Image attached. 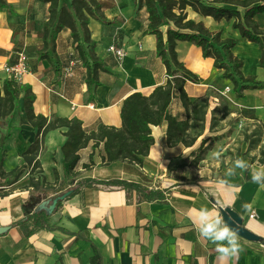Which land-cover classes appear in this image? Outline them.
<instances>
[{
	"label": "crops",
	"instance_id": "0c3cea01",
	"mask_svg": "<svg viewBox=\"0 0 264 264\" xmlns=\"http://www.w3.org/2000/svg\"><path fill=\"white\" fill-rule=\"evenodd\" d=\"M8 1L18 15L0 11V84L7 78L4 66L15 63L19 51L28 52L30 73L22 77L21 83L32 86L36 114L77 117L88 133L100 124L120 128L127 96L136 91L150 95L170 79L156 53V37L148 33V13L145 7L136 9L135 0H100L112 23L90 21L97 53L110 70L101 72L102 85L93 101L86 84L87 70L69 29L62 30L57 38V51L64 64L60 78L47 60L38 58L44 46L42 23L49 15L32 17L28 12L39 3L45 8L49 4L40 0ZM189 17L202 20L212 31H221L222 38L238 39L233 52L245 62L242 71L264 81V70L257 66L261 50L234 29V19L216 21L191 10ZM256 20L264 27V14H258ZM110 45L124 49V57L118 59L109 52ZM195 46L179 41L177 47L180 60L202 79L200 83H186L189 97L209 103L203 128L195 130L200 135L193 146L170 145L165 121L152 126L155 142L143 165L127 160L108 163L104 161V143L94 147L90 142L80 150L74 176L66 172L64 164L65 128L48 133L39 156L47 181L55 187L47 190L53 192L50 197L75 187L78 181L96 179L139 183L161 191V198L148 200L138 190L122 185L81 184L75 195L49 214L43 228L27 236L24 228L13 226L25 217L24 205L37 206L50 197L37 199L42 191L28 187L31 175L27 172L18 180L0 176V226L10 227L0 234V264H264L261 241L239 236L242 250L235 258L222 261L216 245L201 237L193 223L201 207L218 208L223 220L222 209L231 207L244 218L246 227L264 238V187L252 181L249 171L236 169L235 175L226 176L237 158L253 167L264 165L259 162L264 138L251 150L245 138L246 132L264 125V89L245 91L248 96L250 92L257 95L254 105L237 100L230 81L222 76L224 70L216 68L215 59L204 57ZM249 63L256 67L247 72ZM168 109L179 120L188 118L178 94ZM27 119L22 103L21 111L0 120V155L6 154V172L28 170L23 154L37 132L25 122Z\"/></svg>",
	"mask_w": 264,
	"mask_h": 264
},
{
	"label": "trees",
	"instance_id": "16d2710c",
	"mask_svg": "<svg viewBox=\"0 0 264 264\" xmlns=\"http://www.w3.org/2000/svg\"><path fill=\"white\" fill-rule=\"evenodd\" d=\"M49 4V19L42 23V39L44 46L38 51L39 60H47L58 78L62 76L64 64L57 51V38L64 29L70 30L79 59L87 70L86 84L90 100H95L97 89L102 85L101 72H110L107 62L97 53V41L92 38L90 21L95 19L102 24H111L104 12L100 0H40ZM136 9L145 7L148 13V33L156 37V53L166 66L170 77L166 84L158 85L150 95L140 91L133 92L124 100L122 118L124 124L118 128L100 124L98 129L90 133L83 128V122L77 117H64L57 114L45 116L36 114L34 102L36 95L32 86L5 78L0 84V120L4 121L16 110L21 111L24 104L27 122L36 130L35 141L24 152L27 164L25 168H16L6 172L3 168L6 154L0 155V176L18 180L25 172L31 175L28 187L34 190H50L54 184L47 181L39 156L45 149V139L49 132L65 128L67 139L62 146L66 172L76 176L75 168L80 160V150L94 142V147L104 143L106 157L104 161H131L143 165L144 157L150 152L155 142L152 126L168 122V143L172 146L184 143L193 146L203 128L202 122L209 106L205 99H191L185 85L188 81L200 83L202 79L180 60L177 50L179 41H188L202 48L204 57L215 59L214 65L224 70L223 77L232 80L234 93L245 97L246 90L264 89V81L255 75L246 76L242 68L244 61L236 56L233 49L239 44L236 38H222L221 31H212L205 23L189 17L193 11L203 17H212L216 21L232 20L234 29L241 37L256 43L261 50L257 65L264 68V27L256 20L258 14H264V0H135ZM0 11L10 16L18 12L8 0H0ZM178 94L188 111L186 120H179L169 112L172 99ZM191 120H193L191 122ZM249 149L260 144L264 138V125L252 132H246ZM259 162L264 164V142L260 150ZM56 182L59 180L57 169H54ZM105 183L122 185L127 189H136L148 200L161 198L162 192L148 189L139 183L126 180L99 181L88 179L78 181L67 198L75 195L82 184L93 185ZM66 191L48 198L50 202ZM58 202L56 210L62 204ZM38 206V205H37ZM35 204L24 205L25 217L13 224L25 229L30 236L45 226L49 213L39 210ZM264 244V238L260 240Z\"/></svg>",
	"mask_w": 264,
	"mask_h": 264
},
{
	"label": "clouds",
	"instance_id": "9594fccd",
	"mask_svg": "<svg viewBox=\"0 0 264 264\" xmlns=\"http://www.w3.org/2000/svg\"><path fill=\"white\" fill-rule=\"evenodd\" d=\"M236 169L249 171L252 181L264 187V165L253 167L242 158H237L233 162V167L227 170L226 176L235 175ZM193 223L201 237L216 245L222 261L235 258L242 250L238 230L229 226L220 217L218 208L201 207L197 209Z\"/></svg>",
	"mask_w": 264,
	"mask_h": 264
},
{
	"label": "water",
	"instance_id": "95a60500",
	"mask_svg": "<svg viewBox=\"0 0 264 264\" xmlns=\"http://www.w3.org/2000/svg\"><path fill=\"white\" fill-rule=\"evenodd\" d=\"M72 190L66 191L64 194L53 199L52 202L49 200L42 201L38 204V209H45L49 214L53 213V211L57 208L58 202L60 200H65L70 194ZM224 221L231 227L238 230V235L242 238L248 239L250 241L259 242L261 237L251 231L245 225L244 218H242L237 212H235L231 207H225L222 209ZM9 226H0V234L5 233L9 230Z\"/></svg>",
	"mask_w": 264,
	"mask_h": 264
},
{
	"label": "built area",
	"instance_id": "2783aa9c",
	"mask_svg": "<svg viewBox=\"0 0 264 264\" xmlns=\"http://www.w3.org/2000/svg\"><path fill=\"white\" fill-rule=\"evenodd\" d=\"M109 52L114 53L118 59H122L125 55L124 49L118 48L115 45L109 46ZM29 64L30 58L28 56V53L24 50H21L18 52L16 62L5 65L3 70L6 73L7 78H10L17 82H21L22 77L30 73ZM226 90H228V88Z\"/></svg>",
	"mask_w": 264,
	"mask_h": 264
},
{
	"label": "rangeland",
	"instance_id": "374dc122",
	"mask_svg": "<svg viewBox=\"0 0 264 264\" xmlns=\"http://www.w3.org/2000/svg\"><path fill=\"white\" fill-rule=\"evenodd\" d=\"M49 15V11H48V8H45L44 5L42 3H39V6H35L34 8H32V12H28V15L29 16H32V17H35L36 15L39 16L40 18L44 17L45 15ZM38 21H40L41 19H37ZM32 31H34V29H32ZM191 43V42H190ZM256 44V43H255ZM196 45V44H195ZM196 48L199 47L198 45L195 46ZM201 50L202 48L199 47ZM28 53V52H27ZM202 53H203V50H202ZM191 54V53H190ZM29 56V55H28ZM30 58V57H29ZM208 58V57H207ZM245 64V62H244ZM258 66V65H257ZM256 67L255 65L249 63L246 67H245V70L247 72H250L253 70V68ZM259 67V66H258ZM261 68V67H260ZM264 70V68H262ZM244 73V72H243ZM264 73V72H262ZM227 79V78H225ZM230 81V85L232 86V89H234V83L232 82V80H229ZM233 93H234V90H233ZM245 93V97H238L235 93V97L237 98V100H240L246 104H250V105H254L257 103V95L250 92V96H248L247 92H244ZM53 192L52 191H47V190H44L40 193H38L36 196H37V199L40 200L42 198H45V197H50V194H52Z\"/></svg>",
	"mask_w": 264,
	"mask_h": 264
}]
</instances>
